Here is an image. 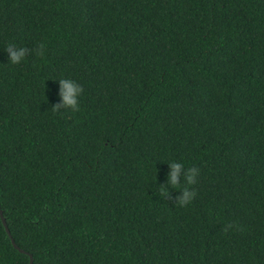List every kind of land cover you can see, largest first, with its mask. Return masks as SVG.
Wrapping results in <instances>:
<instances>
[{"label": "trees", "instance_id": "1", "mask_svg": "<svg viewBox=\"0 0 264 264\" xmlns=\"http://www.w3.org/2000/svg\"><path fill=\"white\" fill-rule=\"evenodd\" d=\"M0 209V264H264V0H0Z\"/></svg>", "mask_w": 264, "mask_h": 264}, {"label": "clouds", "instance_id": "2", "mask_svg": "<svg viewBox=\"0 0 264 264\" xmlns=\"http://www.w3.org/2000/svg\"><path fill=\"white\" fill-rule=\"evenodd\" d=\"M4 50L8 54V63L13 65L20 64L27 57L28 50L26 47L17 46L15 43H8ZM39 55V51L36 53ZM60 84V103L56 104L53 109H70L76 111L80 106V98L83 94V86L72 78H60L58 79ZM170 171L167 176V184L173 186L174 188H181L179 195L177 196L178 203L183 206L190 203L196 193L189 187H181L183 184L193 185L196 183L197 177L199 175V168L193 166L190 168H185L182 162L174 161L170 164ZM181 177L183 180L181 182ZM162 192H166V188L161 189Z\"/></svg>", "mask_w": 264, "mask_h": 264}, {"label": "water", "instance_id": "3", "mask_svg": "<svg viewBox=\"0 0 264 264\" xmlns=\"http://www.w3.org/2000/svg\"><path fill=\"white\" fill-rule=\"evenodd\" d=\"M0 213H1L2 220H3L4 224H5V227H6L7 231H8V233L11 234V232H10V230L8 228V225L6 223L5 217L3 216V213L1 211V209H0ZM12 241H13V244H14L15 247L19 248L21 251H24L22 248H20L17 245V243L15 242V240L13 238H12ZM30 264H33V257H32V255H30Z\"/></svg>", "mask_w": 264, "mask_h": 264}]
</instances>
